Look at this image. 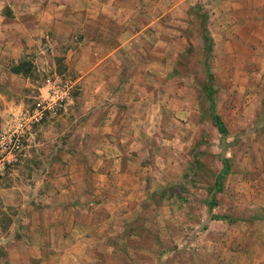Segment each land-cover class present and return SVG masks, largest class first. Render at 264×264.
Wrapping results in <instances>:
<instances>
[{"label":"crops","instance_id":"1","mask_svg":"<svg viewBox=\"0 0 264 264\" xmlns=\"http://www.w3.org/2000/svg\"><path fill=\"white\" fill-rule=\"evenodd\" d=\"M191 14L199 17L198 30L190 26ZM45 27L77 33L67 50L70 66L80 73L81 86L90 94L86 106L107 140L93 145L103 154L101 161L76 164L82 175L77 185L68 175L73 163L59 164L64 188L50 193L49 209L34 210L28 219L25 205L19 204L16 227L5 231L10 264H79V257L63 253L66 245L77 250L74 254L83 251L107 263L123 249L110 240L111 224L126 204L137 207L139 197L145 196L144 175L152 170L139 165L133 152L143 148L150 123L161 129L164 121L179 125L165 128L179 144L173 150L178 155L188 151L190 139H201L205 106L185 94L193 88L201 95L206 72L213 95L220 93L226 101L213 100L225 131L233 128L242 136L258 137V146L247 149L253 163L249 156L245 159L241 178L264 186V0H0V67L20 57L22 41L36 39L33 31L43 36ZM196 41L200 51L205 41L209 45V67L197 63L193 71L197 86L188 75L193 62L178 61L186 59ZM256 117L258 127L253 124ZM230 122L233 127L226 124ZM170 167L162 163L154 169L156 178H163ZM90 170L92 178L86 172ZM228 176L240 178L233 169ZM80 194L97 209L82 206L85 214L77 219V205L66 210L61 203L77 201ZM262 194L264 190L257 194L258 202Z\"/></svg>","mask_w":264,"mask_h":264},{"label":"rangeland","instance_id":"2","mask_svg":"<svg viewBox=\"0 0 264 264\" xmlns=\"http://www.w3.org/2000/svg\"><path fill=\"white\" fill-rule=\"evenodd\" d=\"M199 24V17L191 14V28L198 30ZM54 29L45 27L43 36L33 31L36 39L22 41L20 57L11 58L0 67V134L9 130L19 136L18 150L0 171V264H10L5 231L11 225L16 227L19 204L25 205L22 209L28 219L34 210L49 209L53 204L48 199L50 193L58 194L64 188L59 164L73 163L68 175L71 184L77 185L82 175L76 164L101 161L103 154L96 152L93 145L107 140L100 135L98 121L86 106L90 94L81 86L80 73L70 66L67 50L75 44L77 33L66 32L64 27ZM192 45L186 59L178 61L179 65L193 62L195 68H190L188 75L195 77L197 63L202 69L209 67V45L205 41L202 51L197 41ZM211 80L206 72L201 78L200 96L193 88L186 90V96L205 106L207 117L202 123L201 139H190L185 154L173 153L179 144L167 132L178 127L177 123L164 121L163 129L160 124H147L145 144L133 152L139 165L152 169L144 175L145 196L139 197L137 207L122 206L124 211L111 224L114 232L110 240L123 249L110 256L107 263L102 257L100 262L92 260L83 251L74 254L77 250L69 251L67 245L61 247L63 253L79 257V264H263L264 194L259 202L257 194L264 186L245 182L247 176L241 178L245 159L249 156L253 163L247 149L256 148L259 139L256 135L242 136L241 130L236 132L233 128L224 133L217 131L213 100L226 101L220 93L213 95ZM192 81L198 85L196 77ZM51 84L58 86L59 91L67 89L68 96L34 121L31 116L35 104ZM257 120L256 117L253 124L258 127ZM226 124L233 127L231 122ZM162 163L171 167L163 178H156L158 172L154 169ZM231 169L240 178H230ZM86 172L92 178L93 171ZM85 197L84 194L77 201L63 202L62 207L69 210L76 204L74 216L82 219V206L92 212L97 209L82 201ZM61 262L77 264L74 260Z\"/></svg>","mask_w":264,"mask_h":264},{"label":"built area","instance_id":"3","mask_svg":"<svg viewBox=\"0 0 264 264\" xmlns=\"http://www.w3.org/2000/svg\"><path fill=\"white\" fill-rule=\"evenodd\" d=\"M67 96V89L59 91L58 86L54 87V85L51 84L49 91H46L44 96H40V99L36 102L31 118L36 121L40 118L43 111H50L55 106H59ZM15 120L19 122V119ZM18 148L19 136L16 131L7 130L0 134V171L2 170L4 163H8L12 153L18 150Z\"/></svg>","mask_w":264,"mask_h":264},{"label":"trees","instance_id":"4","mask_svg":"<svg viewBox=\"0 0 264 264\" xmlns=\"http://www.w3.org/2000/svg\"><path fill=\"white\" fill-rule=\"evenodd\" d=\"M213 118H214V125H215L217 131L219 133H224L225 132V128L222 125V123L219 121L218 117L214 116Z\"/></svg>","mask_w":264,"mask_h":264}]
</instances>
